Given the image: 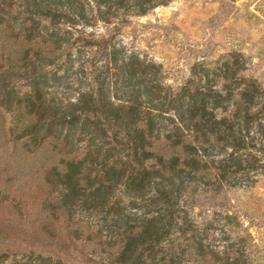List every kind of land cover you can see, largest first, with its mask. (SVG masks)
<instances>
[{
	"label": "trees",
	"instance_id": "obj_1",
	"mask_svg": "<svg viewBox=\"0 0 264 264\" xmlns=\"http://www.w3.org/2000/svg\"><path fill=\"white\" fill-rule=\"evenodd\" d=\"M171 1L22 0L14 13L0 0V109L11 120L0 129L1 263L26 233L17 191L42 155L33 234L59 236L42 264H252L219 251V229L191 209L264 175V85L231 54L173 89L160 66L84 29Z\"/></svg>",
	"mask_w": 264,
	"mask_h": 264
},
{
	"label": "rangeland",
	"instance_id": "obj_2",
	"mask_svg": "<svg viewBox=\"0 0 264 264\" xmlns=\"http://www.w3.org/2000/svg\"><path fill=\"white\" fill-rule=\"evenodd\" d=\"M21 3L22 0H12L14 13L18 12L15 9ZM84 29L86 34L94 33L97 37L113 36L127 53L137 54L160 66L165 83L173 89L180 88L191 78L194 67L218 66L231 54L238 56L247 68L241 73L247 80L264 85V0H172L146 15L131 16L125 24L94 21ZM22 49L19 42L12 48L10 45L9 51L13 50L14 55L19 56ZM11 79L15 81V77L8 76L5 82ZM53 88L56 89L55 86ZM0 117V129L5 131L11 121L10 115L1 108ZM4 139L0 133V141ZM43 159L41 155L32 169L28 168V163L25 165L24 189L17 191V195L25 200L29 212L23 219L26 233H18V239L5 244L9 259L0 264H42V254L48 255L45 247L51 249L52 255L58 251L56 241L59 236L49 238L42 229L33 234L36 227L42 226V213L36 214L34 210L38 209L39 199L36 197L40 193V182L43 183L39 168ZM56 160L58 158L54 157L53 161ZM191 212L201 224L215 223L219 229L215 231L219 251L229 247L230 251H245L248 263L264 264L263 174L257 177L252 187L199 198ZM225 215L234 216V219L227 222L223 219ZM38 217L39 220L36 219ZM222 228L230 235L229 238ZM42 241L53 242L50 247L44 246ZM74 256L75 252L72 259ZM190 260L188 264H198L194 259Z\"/></svg>",
	"mask_w": 264,
	"mask_h": 264
}]
</instances>
